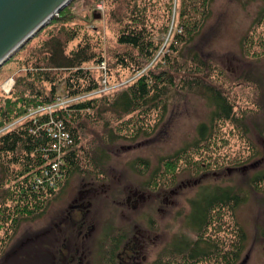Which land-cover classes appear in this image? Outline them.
<instances>
[{
    "label": "rangeland",
    "instance_id": "1",
    "mask_svg": "<svg viewBox=\"0 0 264 264\" xmlns=\"http://www.w3.org/2000/svg\"><path fill=\"white\" fill-rule=\"evenodd\" d=\"M133 2L146 7L148 30L160 45L154 59L136 73L117 63L126 53L137 55L135 49L117 42ZM98 3L102 5L100 10L96 8ZM179 3L180 0H71L57 20H51L0 67V104L4 105L8 96L15 95L17 82L41 85L32 76L26 80V72L33 69L35 57H42L41 46L46 39L51 35L63 37L60 29L72 27L77 37L67 43L66 53L80 42L90 44L95 58L86 67L98 78L108 72L109 80H101V91L107 83V91L113 96L107 99L149 70L155 74L165 70L172 77L162 102L153 109L118 118L101 104L77 121L85 125L80 128L77 144L80 167L102 176L93 181L76 171L52 193L43 214L21 220L16 230L4 223L0 230V264H60L61 251L66 254V249L77 247L87 264H119L115 254L107 259V237L119 240L117 254L140 229H150V240L142 254L145 259L139 256L137 264H152L172 239L180 235L196 237L186 225L189 201L202 187L214 185L233 187L241 201L223 211L220 225L208 230L211 237L228 250L237 243L241 230L244 248L235 264L264 263V184L256 186L251 182L255 174L264 172V23L256 28L252 25L260 3L212 0L211 16L202 30L184 44L174 43L173 50L169 45L173 42L171 31L176 26ZM166 52L169 65L160 60ZM194 54L199 65L193 62ZM97 60H102L104 67ZM58 74H63L62 69ZM194 77L222 91L242 127L228 120L211 123L215 106L200 86L185 83ZM43 85L48 91V84ZM22 89L21 84L18 90ZM58 105H50L47 110ZM202 124L207 133L212 132L206 145L199 142ZM183 149H187L186 154H179L183 157L175 167H165V162ZM197 165L201 168L197 169ZM195 177H202L197 185L192 184ZM182 183L185 185L180 186ZM86 184L95 187L96 193H89L86 199L90 211L84 231L88 234L78 237L65 215ZM133 189L149 196L135 207H128L126 197ZM3 195L4 187H0V201ZM164 196H169L168 205L163 204ZM7 205L9 208L12 203L7 201ZM72 216L79 218L76 212Z\"/></svg>",
    "mask_w": 264,
    "mask_h": 264
},
{
    "label": "trees",
    "instance_id": "2",
    "mask_svg": "<svg viewBox=\"0 0 264 264\" xmlns=\"http://www.w3.org/2000/svg\"><path fill=\"white\" fill-rule=\"evenodd\" d=\"M211 1L180 0L175 10L177 22L174 30L171 31L173 32V42L170 43L169 48L176 50L174 43L184 44L190 37L202 30L211 16ZM244 1H259L260 5L252 25L253 28L261 26L264 23V0H241V2ZM130 7L129 17L125 18L121 24L117 42L135 49L137 55L126 53L117 63L129 67L132 72L136 73L154 59L160 45L150 35L145 18L146 7L143 3L133 2ZM65 9L66 7L61 9L51 20H57ZM169 20L170 18L168 23ZM168 23L164 25L165 33L168 31ZM60 31L63 37L51 35L43 42L42 57H35L32 64L33 69L28 70L25 74L26 80L28 76H32L33 80H40L41 85H36L34 81L17 82L14 86L16 91L13 98L8 96L5 99V104H0V130L7 127L0 133V172L2 174L0 187H4V195L0 201V230L7 223L16 230L21 220L33 219V217L43 214L50 204L52 193L57 191L66 177L72 173L76 171L85 173V177L93 181L102 176L93 170L80 167L81 159L78 155L77 144L80 128H85V125L81 126L77 121L88 110H93L103 104L118 118L132 115L135 112L142 114L162 102L161 96L164 95V90L167 88L166 84L172 83V77L168 71L164 70L155 74L149 70V72L139 75L119 93H114V98L107 99L112 95L110 91H107V83L105 90L101 91V80H109L108 72H105V77L100 76L99 79L86 67V64L95 58L90 44L80 42L76 48L66 53L65 47L69 41L77 37V31L72 27L69 29L62 27ZM192 58L195 63L196 54ZM160 60L169 65V54L164 53ZM101 61L97 60L96 63L100 64ZM60 69L63 71L62 75L58 74ZM66 72L68 74L65 76ZM190 78L186 79L185 83L196 87L200 86L202 93L215 106L211 115V123L216 120H228L235 126L242 127L237 124L238 119L235 118L233 108L220 89L204 82L203 78L201 82H199V78ZM44 82L49 86L48 91L43 87ZM21 84L23 89L18 90ZM53 104L60 105L48 111L46 107ZM39 108L45 109L38 110ZM51 120H61L73 138V143L59 155L61 158L60 178L53 187L48 185L46 177L43 175V171L50 161L57 157V152L52 149L53 138L47 131L52 126ZM199 130L200 144L202 142H205V145L208 144L212 138V132L207 133L204 124L199 126ZM185 151L187 149L181 150L175 157L167 160L165 167L168 169L171 166L175 167L177 161L183 157V154H186ZM180 153L183 154L179 155ZM87 155L88 153L85 154L86 157ZM184 158L187 159V157ZM196 168L199 169L201 166ZM251 182L256 186L263 185L264 172L255 174L251 178ZM7 201L12 203L9 208ZM240 201L239 193L231 186L202 187L196 197L189 201L190 214L186 224L196 237L188 239L186 236L180 235L174 240L172 239L163 247L152 264H235L244 248L243 231L240 230L237 235L239 239L237 243L232 244L231 249L223 250L222 242L212 238L208 230L213 225L216 229L221 223L220 217L223 211L228 207L232 208ZM68 221L72 227L71 221ZM118 246L119 240L112 238V255H117L115 251Z\"/></svg>",
    "mask_w": 264,
    "mask_h": 264
},
{
    "label": "water",
    "instance_id": "3",
    "mask_svg": "<svg viewBox=\"0 0 264 264\" xmlns=\"http://www.w3.org/2000/svg\"><path fill=\"white\" fill-rule=\"evenodd\" d=\"M70 1L0 0V67Z\"/></svg>",
    "mask_w": 264,
    "mask_h": 264
},
{
    "label": "flooded vegetation",
    "instance_id": "4",
    "mask_svg": "<svg viewBox=\"0 0 264 264\" xmlns=\"http://www.w3.org/2000/svg\"><path fill=\"white\" fill-rule=\"evenodd\" d=\"M202 177H196L192 179V184L197 185L200 183ZM189 183V182H188ZM185 185L184 183L180 184ZM85 187L80 190L78 197L75 198L72 204L69 206V211L65 215L66 221L70 220L71 225L77 230L78 237H86L88 234L84 231V225L87 222V215L89 213V202L86 200L87 195L89 193H96L95 187L89 186L87 184ZM103 186V184L101 185ZM179 186V187H180ZM176 192V191H175ZM174 192V194H175ZM171 195V194H170ZM149 196V194L145 192H141L139 189L129 190V194L126 197L125 204L129 207H135L138 205L139 201H143ZM168 197L164 196L162 198L163 204L168 205ZM72 212H76L79 218L73 219ZM73 222V224H72ZM91 225L88 226V229ZM89 232V231H88ZM108 233V232H107ZM150 229H140L136 231V234L133 235L130 239H128L124 245H122V249L117 253L116 257L118 259L119 264H137L139 256H141L147 250V243L150 240ZM62 252V258L59 260L60 264H87L83 260L84 255L83 251L80 252V247L72 248L70 251L66 249V254L64 250ZM111 256V240L110 237H107V259ZM142 259H145V255H142ZM108 264V262H107Z\"/></svg>",
    "mask_w": 264,
    "mask_h": 264
},
{
    "label": "built area",
    "instance_id": "5",
    "mask_svg": "<svg viewBox=\"0 0 264 264\" xmlns=\"http://www.w3.org/2000/svg\"><path fill=\"white\" fill-rule=\"evenodd\" d=\"M97 9H102L101 3L96 5ZM104 67V62L101 63ZM50 107H46L49 109ZM45 108H39L38 110H42ZM52 126L48 128V134L53 138L52 149L57 152V157L50 161L49 165L44 169L43 175L46 177V182L50 187L55 186L57 180L60 178L59 170L61 166V158L60 153L70 146L73 143V138L69 134V132L65 129L63 122L61 120H51ZM5 127L4 129H6ZM0 130V133L2 130ZM63 162V161H62Z\"/></svg>",
    "mask_w": 264,
    "mask_h": 264
}]
</instances>
